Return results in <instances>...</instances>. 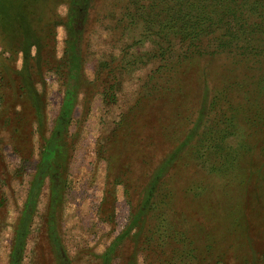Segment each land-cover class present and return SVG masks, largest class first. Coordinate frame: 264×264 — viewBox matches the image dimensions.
Returning a JSON list of instances; mask_svg holds the SVG:
<instances>
[{"label":"rangeland","instance_id":"374dc122","mask_svg":"<svg viewBox=\"0 0 264 264\" xmlns=\"http://www.w3.org/2000/svg\"><path fill=\"white\" fill-rule=\"evenodd\" d=\"M101 1H20L49 67L44 120L0 86V264H264V0H187L169 43Z\"/></svg>","mask_w":264,"mask_h":264},{"label":"trees","instance_id":"16d2710c","mask_svg":"<svg viewBox=\"0 0 264 264\" xmlns=\"http://www.w3.org/2000/svg\"><path fill=\"white\" fill-rule=\"evenodd\" d=\"M20 1L14 0L13 9L10 8L3 13L0 12V45L4 48L0 55V86H2V84L5 85L10 93L1 108L3 111L11 108L17 113L16 115H20L24 114L20 103L24 100L32 101L33 108L30 111L33 114V119L36 121L39 119L44 120L42 116L38 115L37 109H35L36 95L33 93L35 88L34 85L49 67L48 64L45 63L48 61L45 60L44 55L40 52L43 50V45L45 44L41 41L44 32L35 25L34 21L32 24L28 16H24L23 12L19 10ZM102 1L107 2L106 0ZM186 1L187 0H116L115 5L122 3L120 9H123L124 12L132 11L130 6H134L137 10L144 9V13L153 12L154 17L160 14L161 19L159 21V26H161L162 23L164 28H167L165 29V33H167V43H169V39L174 33L172 31L187 26V23H190L189 20L194 18V16L190 15L186 10L189 8V6L186 5ZM137 15L138 12L135 11L133 16ZM13 20L16 21V25H12ZM210 41H212V43H208L206 50L216 45L214 43L215 38ZM180 51V55L183 53L182 56L187 55L191 51L198 54L203 52L200 46H192V44L187 45L185 48H180ZM2 52H4L5 55H2ZM172 52L174 53V51L169 48L160 51L159 55L162 57L169 56ZM20 123L22 124V122ZM230 129L233 131L234 126L232 125ZM18 130L20 131V128H18ZM26 141L31 143L33 138L28 136L24 138L22 142ZM18 143H20L19 140ZM45 155H47V153Z\"/></svg>","mask_w":264,"mask_h":264}]
</instances>
